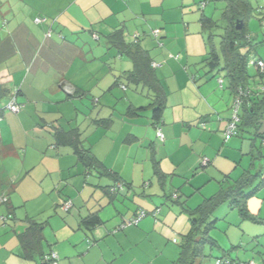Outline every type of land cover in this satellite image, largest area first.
<instances>
[{"label":"crops","instance_id":"0c3cea01","mask_svg":"<svg viewBox=\"0 0 264 264\" xmlns=\"http://www.w3.org/2000/svg\"><path fill=\"white\" fill-rule=\"evenodd\" d=\"M51 1L36 0V3L38 6L45 5L49 10L52 7L48 6L53 5ZM130 1L94 0L95 8L92 10H95L96 15L92 18L84 15L80 26L77 25L76 28L57 25L55 30L52 29L51 36L46 35L49 27H42L37 36H33L23 26L14 23H10L6 32L2 31L0 87L7 92L0 104H6L15 97L24 107L19 113L8 110L1 113L0 154L3 155L4 162L11 158L20 160V165L7 174L8 180H4L5 183L0 186V197H9V202L5 203L7 211L0 205V213L9 214V210L15 209L14 218L10 219L11 231L15 235L1 230L7 246L0 245V255L3 250L11 249L22 260L37 257L25 258L16 236L17 232L27 227L25 218H36L32 214L22 218L16 208L30 199L25 195L26 190L36 189V194L42 192L39 197L49 194L51 198L52 194L48 192L52 191L49 189L52 183L54 186L58 181H64V187L60 184V189H55L57 198H53V201H57L58 206L62 201L71 199L73 207L70 211L60 210L65 216L58 218V227L53 233L58 238L63 231L68 247H61L50 240H47L50 249L45 250L43 247L44 253H57L58 260L55 264H74L71 260L74 257L79 259L80 264H145L143 259H152L156 255L154 252L158 253L160 247L164 251L167 249L163 264H173L181 249L178 251L173 240V243L170 242V237L174 233L179 234V224L185 227L180 213L188 214L185 207H195L191 203L193 198H190L194 191L209 189V193L212 191L213 195L223 187L229 188L236 184L246 172L255 173L261 169L264 148L263 138L258 134L263 135L264 132H261L259 126L254 130L250 128L246 133L244 128L248 124H241V131L237 135L225 139L224 132L233 116L232 110L237 98L229 81L225 85L226 81L223 80L221 85V74L212 75L208 70L203 73L201 68L192 70L190 65L198 62L189 56L188 46L185 49L181 47L189 56L184 68L182 60L176 61V56L179 55L171 56L172 53L166 48L170 45V39L166 43L161 41L163 44L160 49L153 46L147 41L148 38H144H154L151 31L157 29L148 19L133 22L136 26L132 24V30L138 27L142 34H147L130 36V32L124 33L128 35V41L138 40L149 51L153 61L158 63L155 72L164 88L161 93L165 101L163 122L159 126L165 139L161 140L157 136L151 106L154 91H149L146 86L140 84L147 90L152 101L144 105L136 102L138 100L132 95H127L125 112L120 117L116 116L118 90L121 89L120 85L115 84V79L120 77L122 81L125 80L121 77L122 72L133 68L132 60L128 58V62L121 63L119 67L111 66V60L118 59L115 56L118 50L106 43L99 52L101 61L97 56L91 55V65L85 60L87 70L81 69L80 65L84 62L81 58L83 54L85 58L88 53L92 54L88 35L91 33L90 36L94 39L93 35L99 34L97 29L106 33L113 32L110 29L115 26L110 28L107 19H119L120 12L129 11L128 8L131 10L130 3L135 0ZM207 10L206 5L204 12L207 13ZM169 23L165 21L164 34H161L163 32L159 28L160 39L169 35V30L166 29ZM128 26L125 25L127 29ZM199 27L202 30L200 21L196 28L200 33ZM68 32L72 36L77 35L78 42L72 36L69 37ZM200 53L199 56L202 57L204 52ZM117 55L119 58L123 57ZM256 75L258 76L255 74L249 80L251 87H257L264 81L263 76L255 78ZM69 89L78 94L72 95ZM149 109L152 112L145 117V112ZM241 111L244 117L242 105L238 113ZM263 121L264 116L261 124ZM201 122L205 126H201ZM57 129L60 134L63 133L61 130H79L83 146L91 149L103 166L95 164L97 168L88 171L71 144L65 143L66 139L55 147ZM205 160L207 164L204 163ZM95 177L97 180H94ZM24 184L29 189H21ZM213 189L218 190L213 192ZM262 189L264 186L254 194L257 195ZM251 197L247 202L248 209L259 220L253 221V224L246 223L249 229L245 228L244 234L249 243L245 247L256 245L255 249L262 253L260 250H264V227L253 228L256 226L254 224H264V198L261 202ZM171 200L179 205L178 208L169 205ZM126 204H131L132 208L127 207L126 212L122 213V206L126 207ZM141 208L150 213L138 225L116 230L124 220L131 218ZM155 209H159V212L153 215L151 212ZM93 213L100 217V223L95 226L86 225L83 219ZM46 225L43 227L44 242L48 237L44 231ZM89 234L97 243L94 246L88 245L90 242L86 240L82 243ZM184 235H181L182 239ZM250 238L254 239L251 244ZM237 240L238 238L236 243ZM154 242L156 245L151 255V250H146L143 245L148 244L153 248ZM85 244L88 247L84 251ZM235 246L232 245V250ZM232 250L223 251L225 254V251H229L228 257L233 259ZM244 252L245 256L237 254L234 264L250 261L264 264V253L261 257H254L246 249Z\"/></svg>","mask_w":264,"mask_h":264},{"label":"rangeland","instance_id":"374dc122","mask_svg":"<svg viewBox=\"0 0 264 264\" xmlns=\"http://www.w3.org/2000/svg\"><path fill=\"white\" fill-rule=\"evenodd\" d=\"M53 5H50L48 7H52L51 9L47 10L45 5H40L36 3V0H0V35L2 34V31L6 32L7 28L9 29L10 23L14 25H21L23 26L29 33H31L33 36H37V33L42 30V27H46L48 29L46 32L47 36H51L52 29L56 28L57 25H64L67 27L73 26L74 28L80 26V22L83 19V16L86 15L89 18H92L94 15H96L95 10L92 9L95 8V4L93 3L94 0H52ZM129 2H131L129 0ZM201 2H206V5L208 7V10L205 13L207 16L212 17L213 19L218 21L217 26L212 30L203 31L201 30V27L199 29L201 30L200 33L196 29L197 25L199 24V16L201 14V10L199 8V4ZM250 2L253 4V6L260 8L261 10L264 9V0H250ZM129 11H122L120 12V18L119 19H111L108 18V24L110 28L112 26H115L114 28L110 29L113 30V32L118 28H123L124 31L128 34L130 32V36H133V34L140 36L147 33H141L139 31L138 27L133 28L132 30V24L133 22L139 21L140 19L150 20L153 22V27L159 29L161 28V31L164 34L165 31V21H167L169 24L167 25V28L169 31V35H165L164 38L160 39V41H168V39L171 40L166 48H168V51L171 52V56L175 57L176 55L180 56L179 58H176V61L182 60L183 68L184 65L188 64L186 59L187 57L191 56L192 59L197 60V64L190 65L192 67V70L201 68L202 72L205 73L207 70H210L209 74H215L220 75L223 78V80L226 81L225 85H227L228 80L226 77V73L224 70H219V68H222V64L214 70H211L209 66H207L204 59L207 57V51L210 52L212 49V46L219 47L220 45V35L222 34L224 28V22L221 20V13L223 9L225 8L226 2L225 0H135V2L130 3ZM85 11V12H84ZM157 15V16H156ZM132 16V17H131ZM131 17V18H130ZM164 18V20H160V18ZM59 24H58V22ZM174 21V22H173ZM61 22V23H60ZM173 22V23H172ZM57 23V24H56ZM129 25L128 29L125 27V25ZM136 26V24H133ZM188 25V26H187ZM118 26V27H117ZM200 26V25H199ZM151 27L149 26V29ZM55 30V29H54ZM99 34L93 35L94 39L90 35H92L90 32V35H88V43L90 44L89 50L92 54H87V57L85 58V54L82 55V59L84 60L83 64L80 65L81 69L87 70V62L91 65L92 62L90 61L91 55L97 56L96 58L100 59L101 61V55L99 52L102 49V46L106 43H108L109 40V33H106L105 31H102L97 29ZM248 32L255 36L254 42L257 43V50L258 54L252 53V57L254 55L262 56L264 58V43L259 44L258 42L264 39V26L261 24V21L259 19V14L257 12L254 13L253 16H251L248 20V26H247ZM135 32V33H134ZM67 34V33H66ZM68 36L71 37L72 34L68 32ZM76 42L77 41V35L72 36ZM100 37V40L98 39ZM125 37L127 38L128 35L126 34ZM143 37V36H142ZM3 38V36H1ZM144 38H148L147 41L152 43L153 46L160 49V45L158 44V39L156 37L152 36H146ZM81 42V41H79ZM149 43V44H150ZM255 43V44H256ZM185 49V47L188 46L190 55H187V52L182 50V47ZM207 48V50H206ZM115 50V49H113ZM244 51V50H243ZM94 52V53H93ZM200 52H204L202 57L199 56ZM116 53V52H115ZM119 54V52L117 53ZM115 54L116 61L111 60L110 65L111 66H117L119 67L121 63L126 64L128 62V57L126 55H123L122 58L117 57L118 55ZM201 54V53H200ZM121 56V55H120ZM125 56V57H124ZM121 59V60H120ZM179 59V60H178ZM86 60V61H85ZM249 71L251 75L257 74V68L255 65H249ZM123 73V72H122ZM207 75V74H206ZM255 78H260L259 76H254ZM264 77V75H263ZM262 77V78H263ZM253 77L251 78V80ZM124 80V79H123ZM124 84L127 86V90L124 91L123 88L120 87L121 91H119L118 95V101H116V116L120 117V114L125 112V109L127 107V104L125 101H127V95H132L135 99L141 102L144 105H148L152 99L148 95V92L145 88H142L140 85H135L132 83H128V81L124 80ZM255 86V85H254ZM260 88H264V81H261L260 85H258ZM227 87V86H226ZM74 90L69 89L70 93H73ZM93 105V104H92ZM152 112L151 109L147 110L145 112L146 115H150ZM234 112V109L232 110ZM242 115V111L239 113ZM143 118V116H142ZM141 119V118H140ZM260 124V123H259ZM259 124H255L258 126ZM251 125V126H250ZM263 125V127H262ZM250 128H253L254 125L248 124L244 128V132L247 133V131L250 130ZM259 128L261 132H264V121L263 124L259 125ZM263 128V131H262ZM263 161V167H264V154L263 158H261ZM3 155L0 154V186L5 183L4 180H8L7 174L12 171L15 167L20 165V160H12L11 158H7L4 163ZM104 178V177H103ZM94 180H97L96 177ZM94 182V181H93ZM49 183V182H48ZM60 184L65 186V182L59 183V181L53 186V183L49 189L50 194H52L51 198H49L48 195H44L42 197H39V194H36V189L33 190H26L25 195L29 197L28 202H25L26 204H22L19 208H16V212H20L22 218L27 216L28 214H32L34 218L38 221H45L46 222V228H44V231L47 234V239H45V242L43 244V247L45 250L50 249L48 245V241L55 244H59L61 247H68V242L65 239L64 232L62 231L60 234V237L57 238L55 233H53L54 229L58 227V218H63L65 214L60 211L61 208L59 205L57 206V201H53V198H57V194L55 192V189H60ZM96 184V183H95ZM103 185V184H102ZM21 189H29L27 184H24V186ZM44 189V188H39ZM195 190V189H194ZM218 189H216L213 192H216ZM203 191V192H202ZM195 193L190 196V198H193L191 203L193 206H197V204L201 203L204 198H207L211 195L209 193V189H200L194 191ZM168 191V195H169ZM206 193L208 195H206ZM24 195V193H23ZM167 196V195H166ZM206 196V197H204ZM49 198V199H48ZM165 199H169L167 197H164ZM252 199H259L261 202L264 198V189L257 192V195L254 194ZM199 201H196L198 200ZM172 201V200H171ZM1 207H3L4 211L6 212V204H0ZM4 205V206H3ZM169 205L179 206L176 203L170 202ZM127 207L132 208L131 204H126V207L122 206V213L126 212ZM180 217H182L185 221V227L183 224H179L178 226V233H174V236L170 239L172 242L175 243L176 247L178 248V251L181 249L182 244V237L181 235L187 234L189 230L191 229V223L189 220V215L185 213H180ZM214 218L218 219L213 227L209 231V236L217 241V245H213L209 242H207L204 245V256L199 257L196 264H214L215 258H224V249L232 250V245L238 246L237 248L232 250L233 259H237L236 256L239 253L241 256H245L244 249H246L247 253L252 254L254 257H261L264 253V250H260L262 253H260L256 248V245H250L249 248L245 247L248 246L247 243V236L244 234L245 228H248L246 226V223H252L251 220L243 219L239 213L238 209H230L229 203L224 202L222 203L217 210L215 211ZM10 221V222H9ZM20 221V220H19ZM11 220H6V223L1 218L0 213V245L1 246H7L5 243V235H3V231H8L11 235H15L13 231H11ZM256 225L253 230L258 227H264V224H254ZM187 228V229H185ZM249 229V228H248ZM184 230V231H183ZM182 233V234H181ZM181 234V235H180ZM4 236V237H3ZM89 237L84 239L82 243H85L86 241H89L90 244L94 246L96 241L92 239V235L89 234ZM236 238H238L236 243ZM251 239V243H253L254 239ZM258 239V238H256ZM59 240V241H58ZM256 241V240H255ZM172 242V243H173ZM257 242V241H256ZM154 245H156V242L153 244V248H151L148 244H144L143 248H146V250L154 249ZM91 246V247H92ZM88 246L85 244L84 251L86 250ZM158 253L154 252L156 255L151 258H145L143 259L145 264H163L167 249L165 251L160 247ZM226 254L228 251H225ZM224 253V254H223ZM229 256V255H226ZM74 264H80L79 259L77 257H74L71 259ZM27 264L28 262L32 264H40V257L37 255V257L33 259L28 260H22L19 258L18 254L11 251V249L3 250V253L0 255V264ZM25 261V262H24ZM237 261V260H236ZM257 264V263H256Z\"/></svg>","mask_w":264,"mask_h":264},{"label":"trees","instance_id":"16d2710c","mask_svg":"<svg viewBox=\"0 0 264 264\" xmlns=\"http://www.w3.org/2000/svg\"><path fill=\"white\" fill-rule=\"evenodd\" d=\"M225 2V8L221 13V20L224 22V30L220 35V45L219 47L212 46L211 51L208 52L204 61L211 70L218 68L220 64H222L223 67L219 68V70H224L226 72V77L230 83V88L237 93V96H239L241 93H247L248 95L246 97H242V106L245 110L244 117L238 113L239 121L237 126L239 133V130L241 131V124H252L254 127H258L261 124V120L264 116V90H261L259 86H250L249 80L253 77V75H251L249 72L248 63L249 60L263 59V57L257 55L252 57L253 51L255 54H258L257 43L254 42L255 36L251 35L247 30L248 20L254 15L255 12L259 14L261 24L264 26V9L261 10L260 8L253 6L250 0H225ZM205 6L206 2H201L199 4V8L202 9L199 21L203 31L212 30L218 24L217 20L205 14ZM238 23H242L241 29L237 28ZM151 32L152 35L158 39V44L162 45L163 43L160 41V29H153ZM108 37V43L110 46L116 48L121 56L126 55L132 60L133 63V68L131 70H124L121 77H124L128 83L135 85L141 84L142 86H146L149 91H154V101L151 103V106H153V119L155 125L157 126V130L161 129L159 125H161L163 122L162 118L165 101L163 98L164 95L161 93L164 92V88L162 87V84L160 83V80L155 72V67L158 66V63L153 61L149 51L143 48L138 40L134 42L128 41L125 37L123 28L116 29ZM258 43H264V39ZM178 57L179 56H176V58ZM257 74L258 76H263L264 72H260L257 68ZM115 84L120 85L123 89H127V86L120 77L115 79ZM6 92L7 91L0 87V101ZM77 94L78 93L75 91L72 93V95ZM11 101H14L17 105H19L20 110L18 112H14L7 108V104ZM9 102L6 104H0V120L1 113L4 110H8L13 113H19L24 107L22 103L16 101L15 97ZM202 124L205 123H200L201 126H204ZM255 124L259 125L256 126ZM61 132L63 133L60 134L59 129L55 130V137L57 138V142L54 145L55 147L60 146L61 140L63 141L66 139L65 143L71 144L74 152L78 156V159L84 163V165L88 168V171H90L91 168H97L95 164L98 166H103L102 161L96 157L91 149H87L83 146V140L79 130H61ZM258 135L263 138L262 143L264 148V134ZM263 169L264 167L262 165L261 169H258L255 173H252L251 171L246 172L236 182V184L229 188L223 187L222 189H219L215 194L206 198L194 208L185 207L189 214L191 229L187 234L184 235L182 239L183 242L181 244L180 255L178 259L173 262V264H196L199 257H203L205 255L204 245L207 242L217 245V241L209 236V231L217 221L213 215L222 203L228 202L231 208L238 209L243 219H249L256 222L259 220L257 216L253 215L249 211L247 202L248 199L259 188L264 186ZM258 178L259 180L257 181ZM255 181L257 182L254 185ZM122 183L123 182H121V184ZM68 201H71V207L68 210H64L62 208L61 202L59 204L61 210L70 211V209L73 207V202L71 199H68ZM0 202L2 204H7L9 202L8 195L1 196ZM14 210L15 209L9 210V214H1V218L4 223H6L7 219L10 220L14 218ZM143 210L146 212L145 216L143 217L145 218L150 212L143 208L138 209L131 218L124 220L116 230H122L129 226L138 225L143 218L137 223L130 224L129 221L136 218L139 212ZM155 211L158 213L159 209H155L151 213L156 215L157 213L154 214ZM24 221L27 222V227L25 230L17 232L16 235L22 248L24 257L33 258L35 255H38L40 257V264H55L58 260V255L55 260L48 262L45 260V255L54 251L48 253H44L43 251V227L45 226L46 222H40L32 218H25ZM83 222L86 225L95 226L96 224L100 223V217L97 215V213H93L85 217ZM235 247L237 248V246ZM226 255L228 254H225L224 258L228 259L232 264H234V259H231ZM218 259L221 258H215L214 264H217ZM251 262L254 261H250L245 264H250Z\"/></svg>","mask_w":264,"mask_h":264},{"label":"built area","instance_id":"2783aa9c","mask_svg":"<svg viewBox=\"0 0 264 264\" xmlns=\"http://www.w3.org/2000/svg\"><path fill=\"white\" fill-rule=\"evenodd\" d=\"M249 65H255V67H257L259 69L260 72H264V59H252L249 60ZM220 84H223V79H220ZM261 90H264V88H260ZM245 94V95H244ZM241 93L239 96H237L235 104H234V112H233V116L231 121L228 123L226 130L224 132V136L225 139L228 140L231 136L237 135L238 134V126L237 123L239 121V116H238V110L241 107V105L243 104V98L242 97H246L248 96L247 93ZM7 108L11 109L14 112H18L20 110L19 105H17L14 101H11L7 104ZM1 110V107H0ZM205 126V124H202ZM158 137L161 140L165 139V136L162 132L161 129L158 130L157 132ZM205 164H207V160L204 161ZM62 204V208L64 210H68L71 207V201H64L61 203ZM157 212L155 211L154 214H156ZM146 212L140 211L139 214L136 216V218L132 219L131 221H129L130 224L132 223H137L138 221H140V219H142L145 216ZM57 258V253L56 252H51L47 255H45V260L48 262H52L53 260H55ZM221 263H226V264H232L228 259H218L217 260V264H221ZM250 264H256L255 262H251Z\"/></svg>","mask_w":264,"mask_h":264},{"label":"water","instance_id":"95a60500","mask_svg":"<svg viewBox=\"0 0 264 264\" xmlns=\"http://www.w3.org/2000/svg\"><path fill=\"white\" fill-rule=\"evenodd\" d=\"M237 28L241 29L242 28V23H238Z\"/></svg>","mask_w":264,"mask_h":264},{"label":"clouds","instance_id":"9594fccd","mask_svg":"<svg viewBox=\"0 0 264 264\" xmlns=\"http://www.w3.org/2000/svg\"><path fill=\"white\" fill-rule=\"evenodd\" d=\"M264 59V58H263ZM249 63V62H248ZM222 79V78H221Z\"/></svg>","mask_w":264,"mask_h":264}]
</instances>
